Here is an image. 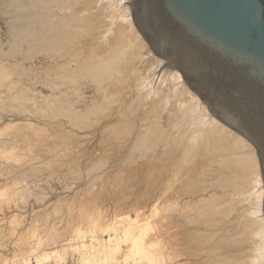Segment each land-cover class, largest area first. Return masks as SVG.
<instances>
[{"label":"rangeland","instance_id":"1","mask_svg":"<svg viewBox=\"0 0 264 264\" xmlns=\"http://www.w3.org/2000/svg\"><path fill=\"white\" fill-rule=\"evenodd\" d=\"M127 1L124 6L129 8ZM8 4L0 0V264L227 260L229 249L215 253L205 246L227 245L239 234L221 240L215 235L218 226L205 225L208 204L202 199L208 195L198 197L202 203L186 191L188 184L190 192L198 188L197 194L206 186H200L204 178L189 179L195 165L185 156L175 161L176 167L174 161L156 159L153 149L164 147L150 145L157 135L155 125L141 123L138 109L131 113L133 120L123 119L119 109L128 95L124 89L111 92V80H103L101 90L90 79L69 82L44 52L26 45L13 49L15 18ZM134 27L141 35L135 23ZM167 72L162 69L161 76ZM146 128L151 130L147 150L136 142L138 131ZM248 211L249 207L242 213ZM187 230L210 231L215 242L204 237L206 232L194 238Z\"/></svg>","mask_w":264,"mask_h":264},{"label":"bare ground","instance_id":"2","mask_svg":"<svg viewBox=\"0 0 264 264\" xmlns=\"http://www.w3.org/2000/svg\"><path fill=\"white\" fill-rule=\"evenodd\" d=\"M8 1L15 18L13 32L16 42L13 49L17 50L21 45H26L31 51L44 52L54 61L55 67L60 71L57 72L59 76L62 75L69 82L76 78L90 79L101 90V82L107 79L113 84L111 92L124 89L129 100L120 105L121 116L126 121L128 118L129 121L133 120L130 118L131 113L138 109L141 123L155 125L157 135L150 136V139L153 137L150 145L153 144L152 148L154 145L164 147L156 151L153 149V154L158 156L156 159L178 162L181 156H185V160L188 157L189 162L195 165L193 167L197 166L196 169L191 168L189 179L204 178L205 183L200 185L201 181L198 182L200 181V186H206L197 194L198 188L193 189L194 186L192 190L195 191L190 192L188 184L186 191L195 199L208 195L205 196L206 199H202L207 200L205 204H208L206 214L209 218L204 223L208 222L210 226L206 223L205 225L210 228L213 227L211 225L218 226V229L215 227L213 230L217 229L218 233L215 235L219 239L231 233L239 235L228 240L227 245H216L212 240L215 238L214 233L210 231L194 234L193 232L198 231L197 228L193 232H185L194 234V238H198L197 235L201 233L204 237L207 235V240L214 241L211 242L215 245L208 241L213 246L210 245L211 248L204 243L206 250L211 249L216 253L220 249H229L231 252L228 255V264H264V179L261 161L255 148L247 139L221 122L208 105L193 93L172 60L161 57L166 61L163 63L162 59L155 56L154 51L153 54V49L149 48L146 40L134 27L130 0L127 1L129 8L124 6L126 0ZM79 60L82 62L79 63ZM165 68L168 72L161 76L160 72ZM128 122L126 125L130 123ZM148 131L151 132L150 129ZM148 131L147 128L142 129L136 137V142L145 150L150 146ZM232 152L234 155H231ZM149 171L150 168L147 172ZM192 185L193 183L190 184ZM247 207L249 211L245 215L242 212ZM191 241L195 242L193 239ZM220 258L221 256L216 257L218 261ZM221 260L220 264L223 261L225 263V260Z\"/></svg>","mask_w":264,"mask_h":264},{"label":"water","instance_id":"3","mask_svg":"<svg viewBox=\"0 0 264 264\" xmlns=\"http://www.w3.org/2000/svg\"><path fill=\"white\" fill-rule=\"evenodd\" d=\"M130 4L153 51L172 60L212 113L255 148L264 179V0Z\"/></svg>","mask_w":264,"mask_h":264}]
</instances>
